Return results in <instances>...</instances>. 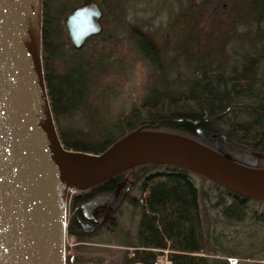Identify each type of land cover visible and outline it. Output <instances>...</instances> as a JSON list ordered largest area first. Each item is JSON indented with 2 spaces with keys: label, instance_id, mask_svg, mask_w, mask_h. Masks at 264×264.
Here are the masks:
<instances>
[{
  "label": "trees",
  "instance_id": "obj_1",
  "mask_svg": "<svg viewBox=\"0 0 264 264\" xmlns=\"http://www.w3.org/2000/svg\"><path fill=\"white\" fill-rule=\"evenodd\" d=\"M53 1L42 0L41 62L50 109L58 137L65 149L101 155L130 134L158 132L178 134L212 146V138L202 139L195 133V128L200 127L209 132L224 133L236 143L264 154V81L260 79L264 73V45L258 52H242L234 65L226 67L223 63L212 64L215 55L209 54L213 50L209 51L199 40L201 37L197 38L201 34H194L195 20L186 33L171 40L169 49L174 52L171 58L165 56L166 51H157L147 36L136 31L130 35L132 30L129 29V33L126 32L129 39L136 44L139 54L157 74L161 69L158 62L168 65L160 59L170 65H177L181 61L185 66L188 65V71L182 79L178 76L161 79L158 85L162 88L152 86L139 109L133 108L127 115L112 121L102 115L98 106L90 104V98L94 94L95 79L111 71L114 66L106 60L108 56L98 54L100 62L87 59L89 52H85V46L77 50L64 36L62 17L83 0H73L69 4L57 1L53 4ZM99 1L106 11L105 23L108 24L107 16L114 7L116 9V0L115 3L113 0L110 3L108 0L106 3H103L104 0ZM220 1L202 0L200 5L213 13L221 10ZM237 4L234 5L237 15L240 18L248 17L256 26L252 38L264 40V28H261L264 24V0H244L240 6ZM212 23L220 24L218 20ZM105 36H93L87 42L96 41L95 44H98L104 42ZM79 116L80 121L77 120ZM95 119L97 125L93 129L87 122ZM126 175L130 176L133 187H138L143 197L136 198L129 192L125 199L139 207L140 216L136 241L126 244L132 251H124L121 264H155L158 255L164 250L171 264H212L211 259L197 254L207 250L199 213L198 189L192 177L196 175L210 180L227 195L235 193L210 178L174 164H141L92 185L88 194L74 195L72 206L75 213L67 223V234L77 242H90L89 237L93 233L84 234L75 219L79 204L99 192L112 190ZM248 200L247 204L251 201L264 203V200ZM217 204H221V198ZM244 204L235 200L230 206L224 205L221 214L227 217L236 212L239 217L235 220H240L245 211ZM114 213L107 212V219L98 229L103 223L114 229ZM75 261L78 263L79 259L66 256V264Z\"/></svg>",
  "mask_w": 264,
  "mask_h": 264
},
{
  "label": "water",
  "instance_id": "obj_2",
  "mask_svg": "<svg viewBox=\"0 0 264 264\" xmlns=\"http://www.w3.org/2000/svg\"><path fill=\"white\" fill-rule=\"evenodd\" d=\"M104 11L83 0L63 17L71 46L83 48L103 33ZM42 0H0V264H66L63 246L68 184L89 188L145 163L174 164L210 178L246 198L264 200V155L224 133L212 148L178 134H130L101 155L63 147L55 127L41 62ZM83 154V155H81ZM92 155V156H88ZM134 182L127 176L112 190L79 204L84 233L97 214L116 212Z\"/></svg>",
  "mask_w": 264,
  "mask_h": 264
},
{
  "label": "rangeland",
  "instance_id": "obj_3",
  "mask_svg": "<svg viewBox=\"0 0 264 264\" xmlns=\"http://www.w3.org/2000/svg\"><path fill=\"white\" fill-rule=\"evenodd\" d=\"M56 1L69 4L73 0H54L53 4ZM97 1L104 11L102 34L106 36L104 42L98 44H95L96 41L86 42L84 50L86 53L89 52L86 58L100 62L99 55L108 56L106 60L114 68L98 78L96 76L90 104L98 106L102 115L112 121L127 115L133 108L139 109L152 86L162 88L158 85L161 79L169 77L174 79L176 76L182 79L187 76L188 65L185 66L181 61H178L177 65H170L164 59H160L161 62L168 65L158 62L159 69L162 70L160 69V73L157 74V71H154L147 60L139 54L136 44L129 39L131 32L136 31L147 36L157 51L158 49L166 51L165 56L171 58L174 53L169 49L171 40H176L186 33L195 20L197 23L193 29L196 32L194 34L197 35L199 32L201 35H197V38L201 37L199 40L209 51L213 50L209 54L215 55L212 64L223 63L226 67L234 65L242 52L246 54L258 52L264 45L263 39L257 41L252 38L256 31L254 22L248 17L240 18L236 8L234 9L235 3L240 4L244 0H221L219 6L223 10L219 9L213 13L212 10L209 12L204 10L200 5L202 0H116V9L114 7L112 13L110 11L107 16L108 24L105 23L106 11L100 1ZM113 1L115 3V0ZM108 2L110 3V0ZM103 3H106V0ZM239 4L237 5L240 6ZM214 20H218L220 24L214 25L212 23ZM261 28H264V24ZM129 29L132 30L130 33ZM64 36L69 42L65 28ZM262 71L264 72V67ZM263 74L260 76L261 82L264 81ZM158 77L160 79H157ZM262 90L264 91V87ZM77 120L80 121L81 117H77ZM87 123L93 129L97 125L96 119ZM257 169L264 170V161L260 162ZM126 176L130 178L129 175ZM192 178L198 189L199 213L207 250L197 254L208 257L212 264H264V203L251 201L245 207L244 218L241 221L226 219L222 216L221 210L224 205L230 203L227 193L210 180L196 175ZM72 189L78 192H71ZM86 189L88 188L77 186H68L66 189L63 236L65 260L67 255H71L79 259L78 263L75 261L72 264H121L124 251H132L126 244L136 241L140 209L124 200L113 214L116 223L112 227L114 229L103 223L90 235V242H77L74 237L67 234L66 227L72 213L75 212L72 206L73 196L83 193ZM130 194L136 198L143 197L138 187H133ZM220 198L221 204H217ZM103 215L102 212L99 217L102 218ZM167 261H169L167 251L164 250L158 255L155 264H167Z\"/></svg>",
  "mask_w": 264,
  "mask_h": 264
},
{
  "label": "flooded vegetation",
  "instance_id": "obj_4",
  "mask_svg": "<svg viewBox=\"0 0 264 264\" xmlns=\"http://www.w3.org/2000/svg\"><path fill=\"white\" fill-rule=\"evenodd\" d=\"M211 144H212V141H211ZM210 148H212V146L210 147ZM263 154V153H262ZM264 155V154H263ZM261 161H264V159H260L259 161H258V166L257 167H259V164H260V162ZM132 189V188H131ZM88 191H89V188L88 189H86L83 193H87L88 194ZM87 194H85V195H87ZM94 196V195H93ZM92 197V196H91ZM91 197H89V198H91ZM89 198H87V199H89ZM228 198L230 199V203L229 204H227L226 206H230V205H232L233 204V201H235V200H237V201H240V202H243V203H245L244 205H245V207H247V203L249 202V200H248V198H246V197H244V196H242V195H239V194H232V195H228ZM86 199V200H87ZM261 203H263V202H261ZM119 209V208H118ZM117 209V210H118ZM103 212V216H102V218H100L99 217V214L100 213H102ZM107 210H102V211H100L98 214H97V220H98V222L97 223H95V231L94 232H96L97 231V229H98V226L102 223V222H104L106 219H107ZM221 212H222V210H221ZM75 213V212H74ZM244 214V213H243ZM243 214H242V216H241V219L240 220H235V218H237V217H239V216H236V212H234V213H232V214H230V215H227V217L225 216L224 217V215H222L224 218H229V220H231V218L234 220V221H241L244 217H243ZM75 216H79L82 220H85L84 218H83V216H82V214H81V212L79 211V213H77ZM78 223V222H77ZM78 226H79V224H78ZM80 227V226H79ZM81 230V229H80ZM94 232H91V233H94ZM84 233V232H83ZM84 234H87V235H89L88 233H84Z\"/></svg>",
  "mask_w": 264,
  "mask_h": 264
},
{
  "label": "built area",
  "instance_id": "obj_5",
  "mask_svg": "<svg viewBox=\"0 0 264 264\" xmlns=\"http://www.w3.org/2000/svg\"><path fill=\"white\" fill-rule=\"evenodd\" d=\"M68 186H69V187H70V186H71V187H73L74 185H72V184H68V185H67V187H66V189L68 188ZM73 191H76V192H78V190H75V189H72V191H71V192H73ZM72 214H73V213H72ZM168 262H169V261H167V264H168Z\"/></svg>",
  "mask_w": 264,
  "mask_h": 264
},
{
  "label": "bare ground",
  "instance_id": "obj_6",
  "mask_svg": "<svg viewBox=\"0 0 264 264\" xmlns=\"http://www.w3.org/2000/svg\"><path fill=\"white\" fill-rule=\"evenodd\" d=\"M81 155H83V154H81ZM85 155H88V154H84V156H85ZM88 156H92V155H88Z\"/></svg>",
  "mask_w": 264,
  "mask_h": 264
}]
</instances>
